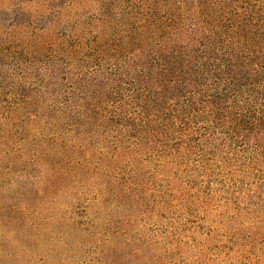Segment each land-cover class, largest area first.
<instances>
[{"label": "trees", "instance_id": "1", "mask_svg": "<svg viewBox=\"0 0 264 264\" xmlns=\"http://www.w3.org/2000/svg\"><path fill=\"white\" fill-rule=\"evenodd\" d=\"M0 264H264V0H0Z\"/></svg>", "mask_w": 264, "mask_h": 264}]
</instances>
